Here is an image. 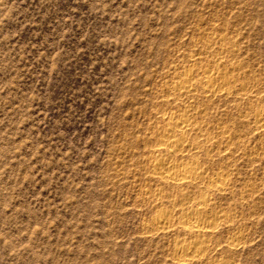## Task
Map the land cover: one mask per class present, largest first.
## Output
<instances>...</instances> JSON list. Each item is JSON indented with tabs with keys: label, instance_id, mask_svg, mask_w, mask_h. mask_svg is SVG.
I'll return each instance as SVG.
<instances>
[{
	"label": "rangeland",
	"instance_id": "374dc122",
	"mask_svg": "<svg viewBox=\"0 0 264 264\" xmlns=\"http://www.w3.org/2000/svg\"><path fill=\"white\" fill-rule=\"evenodd\" d=\"M190 71L197 91L172 96ZM261 111L264 0H0V264H264ZM183 113L198 146L173 160L223 190L153 175ZM200 196L215 228L196 237L176 220Z\"/></svg>",
	"mask_w": 264,
	"mask_h": 264
},
{
	"label": "bare ground",
	"instance_id": "6f19581e",
	"mask_svg": "<svg viewBox=\"0 0 264 264\" xmlns=\"http://www.w3.org/2000/svg\"><path fill=\"white\" fill-rule=\"evenodd\" d=\"M213 75L204 76L203 78L205 79L199 82L200 88L202 87V90L204 91L202 93L212 95L219 94V92H222V90L225 89L223 87L231 82L224 73L219 76ZM194 78V74L191 73V71L187 72L183 78L179 79L178 82L171 86L170 94L175 97H192V95H194L193 93L197 91V86L193 82ZM256 117L258 119L257 121L264 119V111L257 113ZM195 129L199 130V125L192 123L187 114L183 113L175 118H168L166 126L160 131L161 140L157 143L158 146L154 150L155 160L152 165L153 175L165 184V186L168 185L182 189H195L199 187L200 184H203L207 188L214 187L218 190H223L226 184L223 181V175L216 174L213 178L209 177L205 180V178H203L204 171H202V168L198 163L194 161H192V163H177L173 160L177 155L189 153L191 149L194 150L197 148V142H187L189 132L194 131ZM206 199L200 196V199L194 203L195 208H191L192 211L186 210L185 212L182 210L181 215L179 217L177 216L178 218L176 222L181 231L191 234V236L196 235V237H201L215 228V220L213 221L205 218V215L203 216L207 209L206 206H208ZM159 215L160 216L155 218L153 223V226H155L156 229L164 231L174 225L175 219H173V216L163 213ZM193 244L194 245L192 246H187L179 243L176 246L175 252L178 256L179 253L181 254V256H179L180 258L177 259L179 263L190 261L192 258L196 257V254L192 256L193 254L191 253H195L199 244Z\"/></svg>",
	"mask_w": 264,
	"mask_h": 264
}]
</instances>
